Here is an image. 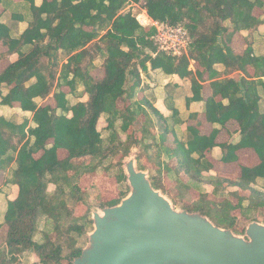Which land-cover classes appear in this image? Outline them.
Wrapping results in <instances>:
<instances>
[{
  "label": "trees",
  "instance_id": "1",
  "mask_svg": "<svg viewBox=\"0 0 264 264\" xmlns=\"http://www.w3.org/2000/svg\"><path fill=\"white\" fill-rule=\"evenodd\" d=\"M23 2L28 4L31 17L21 35L11 36L0 23V40L8 48L6 54H18L0 72V97L3 105L18 103L22 110L31 112L34 126L28 127L27 120L16 125L0 117V165L4 159L8 165L15 162L10 182L19 188L17 198L7 204L4 221L8 230L0 264H21L25 253L37 257L33 264H73L83 250L80 239L93 229L91 206L78 179L84 172L100 167L115 169L112 175L119 196L109 201L99 199L97 206L117 205L129 191L122 159L132 147L138 149L139 169L159 165L166 154L177 158L178 172L202 183L203 171L212 168L205 151L217 145L216 135L229 119L237 121L240 140L219 145L221 160L237 162L236 151L250 148L259 162L240 165L234 178L217 175L208 180L215 198L202 190L198 199L184 205V209L199 212L216 226L233 232H238L240 217L251 222L257 221L259 214L264 220V111L259 108L258 92L259 87L264 89V57L255 56L249 42L241 55L230 46L235 32L259 25L252 14L257 1L42 0L38 6L35 0ZM131 3L145 9L152 20L183 25L191 39L187 54L174 56L158 49L151 39L154 27H144L137 21L128 7ZM60 52L66 61L58 72ZM97 57L103 59V74L98 79L90 70ZM191 61L197 64L194 72L189 68ZM148 64L151 69L190 79L192 96L187 98V105L203 100L201 81L207 74L211 96L205 99L204 113L208 122L218 126L210 135L201 136L189 126L186 137L176 138L175 148L166 149L164 136L173 129L171 121L152 106L147 96L135 99L140 73L147 70ZM216 64L224 66V78L215 69ZM3 87L7 88L6 94L2 93ZM80 87L87 100L70 103L68 96L77 94ZM51 94L54 107L39 105L37 99L44 100ZM121 98H129L123 109L117 107ZM176 114L173 111L172 116ZM102 115H106V141L97 128ZM139 115L144 121L137 137L130 127ZM154 127L163 133L159 139L152 132ZM59 149L66 151L64 158L58 157ZM13 152L17 153L15 157ZM39 152L41 155L35 157ZM83 157L91 159L90 165L73 162ZM159 174L149 169L152 186L164 190ZM50 183L55 185L52 193L47 190ZM231 186L247 190L248 195L238 196L232 204L227 191ZM69 200L76 206L86 205L85 212L75 217ZM234 210L239 211V217L232 214ZM42 216L48 227L38 242L34 236ZM51 231L56 232L54 240L49 237Z\"/></svg>",
  "mask_w": 264,
  "mask_h": 264
},
{
  "label": "crops",
  "instance_id": "2",
  "mask_svg": "<svg viewBox=\"0 0 264 264\" xmlns=\"http://www.w3.org/2000/svg\"><path fill=\"white\" fill-rule=\"evenodd\" d=\"M253 1L258 2L256 6H254L252 14L259 19V25L254 29L235 32L232 36L230 46L236 54L241 55L246 48L247 42H249L252 46L253 54L255 56L264 57V0ZM41 2L42 0H35L37 6L40 5ZM137 6V8L143 9L138 4ZM134 7L136 6L129 5V9ZM30 17L29 6L26 2H23V0H1L0 23L8 28L11 36L18 37L21 35V33L27 28ZM7 49V46L0 40V55L2 54L0 57V72L18 58L17 53L6 54ZM214 67L220 74V77L224 78V66L216 64ZM189 68L194 72L197 68V64L194 61H191ZM250 70L252 71V69ZM202 80L201 84L203 89L201 94L203 100L191 101L187 105V98L192 96L191 82L189 78H181L177 74H166L159 69H151L149 64L147 70L141 71L140 84L135 99L138 100L144 95L147 96L152 106L165 118L171 121L169 126L173 129L165 134L163 142L167 150L175 148L176 138L184 139L186 137L187 127L189 126L195 127L201 136L210 135L214 127H218L217 125L208 122L206 119L204 113L205 99L211 96V80L207 78V74H203ZM258 92L260 94L259 108L261 111H264V89L259 87ZM2 93H7L6 87L2 88ZM84 95L87 96L85 92ZM87 98L88 96L85 100L81 101H86ZM126 101L129 102V98H126ZM39 105H50L51 107H54L55 101L52 94L40 102ZM173 111H176V116H172ZM0 117L16 125H20L24 120H27L28 127L34 126V123L31 120V112L22 110L18 103H14L13 106L3 105L1 104V97ZM152 132L157 133L158 139L160 138V134L163 135L158 127H154ZM15 140L16 139H14L13 142ZM239 140V125L236 120L229 119L224 126L219 129L216 135L215 143L217 145L205 151V157L212 164V168L208 171H203L202 183L191 181L185 172H178V160L175 156L163 154L162 158H160L161 162L159 165H149H151L150 167L152 168L153 173H156L157 171L160 172L159 175L165 191L171 196L167 195L169 199H172L174 196H182L184 202L192 203L198 199L200 191L202 190L205 193L212 195L213 186L208 183V180L213 179L217 175L234 178L240 165L254 166L258 164L259 158L250 148H240L236 151L237 162L226 163L221 160L222 149L219 145L224 143H237ZM16 154V152H13V157H15ZM66 154L65 150H58L59 158H64ZM40 155L41 152L37 153L35 157H39ZM84 158L89 157L74 159L73 162ZM3 163L4 164L0 165V250L5 246V239L8 230V228L7 230L5 229L6 224L4 221L7 204L9 201L15 200L19 192L17 184L10 182L12 170L16 166L15 162L13 161L8 165L4 159ZM51 185L55 188V185L50 183L48 184V191L51 190ZM227 191L230 193L229 200L232 204L236 203L238 196L248 195L247 190H242L234 186L229 187ZM212 198H215V196ZM238 212V210H234L232 214L237 215L239 214ZM47 227L48 222L45 216L40 217L38 220V232L34 236L36 241H41L42 231ZM35 261H37V257L32 253H25L21 257V264H33Z\"/></svg>",
  "mask_w": 264,
  "mask_h": 264
},
{
  "label": "water",
  "instance_id": "3",
  "mask_svg": "<svg viewBox=\"0 0 264 264\" xmlns=\"http://www.w3.org/2000/svg\"><path fill=\"white\" fill-rule=\"evenodd\" d=\"M122 168L129 193L93 213L89 245L73 264H264V224L251 221L246 238L238 236L199 212L175 209L134 161Z\"/></svg>",
  "mask_w": 264,
  "mask_h": 264
},
{
  "label": "rangeland",
  "instance_id": "4",
  "mask_svg": "<svg viewBox=\"0 0 264 264\" xmlns=\"http://www.w3.org/2000/svg\"><path fill=\"white\" fill-rule=\"evenodd\" d=\"M130 10L134 14H137L139 12V9L137 7L130 8ZM44 61L46 62L47 59ZM65 61H66V56L60 52L59 64H58V69H57L58 72L60 70V65L62 63H64ZM102 63H103V59L101 57H97L93 61V68H90L91 75L96 79L101 78V76L103 74ZM57 77H58V74H57ZM127 88H128V85H127ZM62 89L64 91L68 92V88L62 87ZM86 97L87 96L84 95L83 88L80 87L77 91V94H75L74 96L69 95L68 99H69L70 103H75L76 101L85 100ZM42 101L43 100L37 99L38 103H40ZM127 103H129V102L126 101V98H121L117 101V106L119 107V109H123L127 105ZM143 121H144L143 115H139L137 117L135 123L130 127V131L134 132L137 137L140 136L139 128H140L141 124L143 123ZM106 125H107L106 115H102L99 118L97 128L100 131L104 141H106L107 135H108ZM115 126L118 129L119 122H117ZM121 137H124V135L121 134ZM137 153H138V149H136V148L130 149L128 156H126L122 159V166H124V164L128 161V159H133L136 167L138 168V164H137V160H136ZM118 158H119V156L115 158V161L118 160ZM90 162H91L90 158H84L82 160H76L75 163L80 164V165H88V164L90 165ZM142 162L146 166L148 165V162L146 160L142 159ZM149 169H151V167L149 165L147 166L146 169H143V171L147 172L148 176H149ZM114 171H115V169L107 171V170H105V168L100 167L96 171L84 172L82 174V176L78 179V185L81 188V190H83V193L85 194L84 197L86 198L87 203L91 206V218H92V215L94 212H99L100 214H102V209L105 208V207H98L97 206V201L99 199L101 201H109L111 199L118 198V196H119L118 184H117L115 176L112 175V173H114ZM69 173L71 174L72 171ZM126 185L130 191V188H129L127 181H126ZM53 187L54 186L51 185V187H50L51 190L48 191L49 193H52L55 191V188H53ZM159 190L161 193H163L169 199L168 196H170V194H167V192L165 191V188H164V190H162V189H159ZM129 191H128V193H129ZM164 192H166V193H164ZM182 198H183L182 196H177V197L174 196V197H172V199L170 198L169 200L175 209L185 210L184 205H190L191 203L184 202ZM69 206L73 208V213H74L75 217L81 216L87 208L86 205H84L82 203H78L76 206L75 203H73V200H69ZM189 212H193V211H189ZM237 216L239 217V214H237ZM257 217H258L257 221L264 224V220L262 219V217L259 214H257ZM248 223H249V221L244 220L241 217L238 218V221L236 223V228H237L238 232H235V234L238 236L246 238L245 230H246ZM92 227L94 228L93 223H92ZM5 229L7 230V225H5ZM89 233H87V236L85 238L80 239V244L82 245L83 249H85L89 245V237H88ZM49 237L52 240H54L56 237V232L51 231L49 234ZM64 263H66V262H64Z\"/></svg>",
  "mask_w": 264,
  "mask_h": 264
},
{
  "label": "built area",
  "instance_id": "5",
  "mask_svg": "<svg viewBox=\"0 0 264 264\" xmlns=\"http://www.w3.org/2000/svg\"><path fill=\"white\" fill-rule=\"evenodd\" d=\"M131 6L138 7L135 3H131ZM138 9L139 12L135 14V17L142 26L154 27L155 31L151 35V39L157 45L158 49L174 56L187 54L191 39L183 25L177 24L172 26L165 22L152 20L145 10Z\"/></svg>",
  "mask_w": 264,
  "mask_h": 264
},
{
  "label": "bare ground",
  "instance_id": "6",
  "mask_svg": "<svg viewBox=\"0 0 264 264\" xmlns=\"http://www.w3.org/2000/svg\"><path fill=\"white\" fill-rule=\"evenodd\" d=\"M128 161H134L133 159H128ZM134 165H135V162H134ZM135 167H136V165H135ZM137 168V167H136ZM138 169V168H137Z\"/></svg>",
  "mask_w": 264,
  "mask_h": 264
}]
</instances>
